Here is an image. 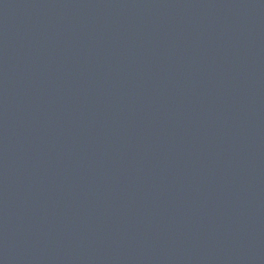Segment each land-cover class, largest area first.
I'll list each match as a JSON object with an SVG mask.
<instances>
[{
  "label": "water",
  "instance_id": "obj_1",
  "mask_svg": "<svg viewBox=\"0 0 264 264\" xmlns=\"http://www.w3.org/2000/svg\"><path fill=\"white\" fill-rule=\"evenodd\" d=\"M0 264H264V0H0Z\"/></svg>",
  "mask_w": 264,
  "mask_h": 264
}]
</instances>
